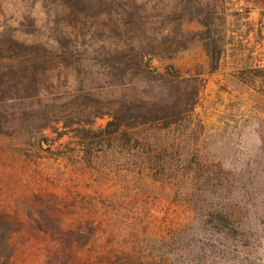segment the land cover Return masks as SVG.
I'll return each instance as SVG.
<instances>
[{"label":"rangeland","instance_id":"obj_1","mask_svg":"<svg viewBox=\"0 0 264 264\" xmlns=\"http://www.w3.org/2000/svg\"><path fill=\"white\" fill-rule=\"evenodd\" d=\"M177 2L139 3L157 21ZM216 5L222 19L212 27L225 44L217 69H211L198 36L202 27L189 13L177 38L168 41L165 30L147 57L150 70L165 75L173 66L198 91L185 122L161 134L178 147L174 160L207 170L204 181H195L192 202L173 201L172 185L126 164L137 156L108 155L99 159V169L86 168L72 132L63 133L61 125L31 138L16 132L0 137V223L10 225L12 264L47 263L52 237L32 232L25 214L37 207H48L67 226H95L73 264H264V79L253 76L256 67L264 68V0ZM26 6L0 0V19H15ZM41 6L39 0L30 6L40 22L46 19ZM91 63L88 77L102 79ZM53 76L56 83L58 73ZM76 76L60 73L64 91L76 86ZM103 81L94 89L109 91ZM108 120L98 117L93 126Z\"/></svg>","mask_w":264,"mask_h":264},{"label":"trees","instance_id":"obj_2","mask_svg":"<svg viewBox=\"0 0 264 264\" xmlns=\"http://www.w3.org/2000/svg\"><path fill=\"white\" fill-rule=\"evenodd\" d=\"M30 1L22 0L27 6L19 17L0 19V137L16 132L31 138L61 125L77 141L81 165L96 170L105 156H137L126 164L172 185L173 201L190 204L195 181L203 180L207 170L174 160L178 147L165 143L161 134L185 122L198 91L173 66L165 75L150 70L147 57L165 30L168 41L177 38L189 13L202 27L198 36L211 69H217L225 52L223 37L212 27L222 19L216 13L219 0H178L157 21L145 16L140 0H39L46 13L41 22L30 8L38 0L29 6ZM91 61L102 79L88 77ZM67 70L77 75L70 91L62 89L60 77ZM253 72L264 79L263 67ZM98 80L110 90L94 89ZM105 115L107 123L95 128V119ZM25 214L32 232L52 237L46 264H73L75 253L95 235L90 221L67 226L48 207ZM9 230L0 223V264H12Z\"/></svg>","mask_w":264,"mask_h":264}]
</instances>
